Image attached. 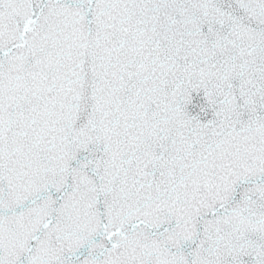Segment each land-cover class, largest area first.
I'll use <instances>...</instances> for the list:
<instances>
[{
	"label": "snow or ice",
	"instance_id": "snow-or-ice-1",
	"mask_svg": "<svg viewBox=\"0 0 264 264\" xmlns=\"http://www.w3.org/2000/svg\"><path fill=\"white\" fill-rule=\"evenodd\" d=\"M0 264H264V0H0Z\"/></svg>",
	"mask_w": 264,
	"mask_h": 264
}]
</instances>
